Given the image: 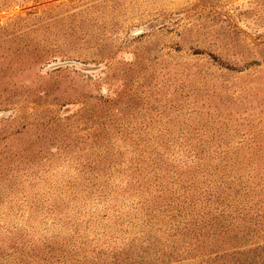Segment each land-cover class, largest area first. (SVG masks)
<instances>
[{"label": "rangeland", "instance_id": "obj_1", "mask_svg": "<svg viewBox=\"0 0 264 264\" xmlns=\"http://www.w3.org/2000/svg\"><path fill=\"white\" fill-rule=\"evenodd\" d=\"M0 113V264H264V225L177 243L125 170L264 216V0H0Z\"/></svg>", "mask_w": 264, "mask_h": 264}, {"label": "trees", "instance_id": "obj_2", "mask_svg": "<svg viewBox=\"0 0 264 264\" xmlns=\"http://www.w3.org/2000/svg\"><path fill=\"white\" fill-rule=\"evenodd\" d=\"M166 155L167 152L164 150L157 149L155 151L151 149L145 153L142 159L133 157L131 164L125 167V170L131 168V170L133 169V173L137 174L138 177L141 176L135 180L137 187L141 188L140 192H138L139 196L142 197L146 192H151V190L157 194L153 202L145 200L143 204L145 203L146 210L150 209L159 212L158 223L167 226L163 233L170 232L171 238L177 243H186L188 246L196 244V246L204 247L208 245L204 244L205 239L208 240L209 238L212 241V245L218 244L219 239L217 236L220 233L222 234L221 240L229 243V237L225 236L229 231V223L232 225L234 222L237 223L238 218H241L243 223H247L248 228H250V225L256 226L257 230L263 227L264 216L259 213H255L256 219H253L251 215L246 217L247 214L244 213L243 217L223 218L214 223H211L209 219L206 220V217H202V213L196 203L199 200L197 194H194V197L191 194L193 191L199 190V187L195 186L194 182L191 181L192 177H196L195 174L189 169L180 167L178 163H169L170 159ZM107 167H109V164ZM251 191L252 189L248 191L244 190L243 194H251ZM199 216L200 218L198 219ZM170 220L177 221V223L173 224V222H169ZM214 224L215 226H213ZM206 226L211 229L213 228V230H210L211 232L205 231ZM179 227L181 228L179 229ZM247 233L243 234L242 237ZM18 236V240L22 239L24 244L22 235L19 234ZM199 237L201 241L197 242V238ZM192 240L195 241L192 242ZM254 243H257V248L264 249V242L262 245H259V242ZM252 244H249V246Z\"/></svg>", "mask_w": 264, "mask_h": 264}, {"label": "water", "instance_id": "obj_3", "mask_svg": "<svg viewBox=\"0 0 264 264\" xmlns=\"http://www.w3.org/2000/svg\"><path fill=\"white\" fill-rule=\"evenodd\" d=\"M2 113H0V115H1Z\"/></svg>", "mask_w": 264, "mask_h": 264}]
</instances>
